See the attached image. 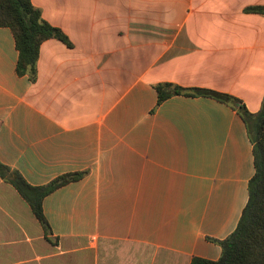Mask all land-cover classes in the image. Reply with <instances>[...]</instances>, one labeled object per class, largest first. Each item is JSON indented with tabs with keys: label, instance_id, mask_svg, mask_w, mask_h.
<instances>
[{
	"label": "crops",
	"instance_id": "0c3cea01",
	"mask_svg": "<svg viewBox=\"0 0 264 264\" xmlns=\"http://www.w3.org/2000/svg\"><path fill=\"white\" fill-rule=\"evenodd\" d=\"M69 45L44 41L34 82L0 27V163L42 200L45 234L0 178V264L216 261L254 175L243 119L264 98V0H31ZM182 90L159 106L156 85Z\"/></svg>",
	"mask_w": 264,
	"mask_h": 264
},
{
	"label": "trees",
	"instance_id": "16d2710c",
	"mask_svg": "<svg viewBox=\"0 0 264 264\" xmlns=\"http://www.w3.org/2000/svg\"><path fill=\"white\" fill-rule=\"evenodd\" d=\"M249 11L264 14V7H253ZM0 27L8 28L18 52L16 74L27 76L34 82L37 75L38 52L41 44L49 39L69 45L62 32L41 16L31 0H0ZM156 105L159 106L182 90L170 84L156 85ZM187 96H204L235 109L243 119L253 146L254 175L248 183V200L234 232L223 241H216L222 253L218 260L210 261L192 258L190 264H264V98L256 114H250L243 103L224 93L205 89H194L184 93ZM84 173H70L59 176L46 185L33 187L25 182L15 170L0 163V178L10 184L27 202L42 226L45 234L49 227L42 213V200L58 188L76 182Z\"/></svg>",
	"mask_w": 264,
	"mask_h": 264
}]
</instances>
